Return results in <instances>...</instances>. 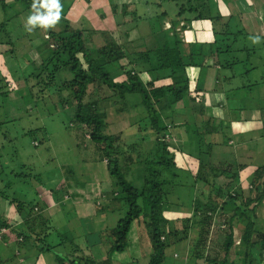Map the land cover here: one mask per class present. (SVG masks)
<instances>
[{
	"label": "trees",
	"instance_id": "trees-1",
	"mask_svg": "<svg viewBox=\"0 0 264 264\" xmlns=\"http://www.w3.org/2000/svg\"><path fill=\"white\" fill-rule=\"evenodd\" d=\"M110 1L111 4L110 2L109 4L114 12L112 0ZM221 1L225 7L229 5L230 1L244 3V0ZM146 3L143 2L144 5ZM165 3H171V8L164 7L163 9L162 4ZM16 4L31 11L32 0H8L7 2L0 0L2 10L0 33L4 32L6 22L13 17L12 14V17L7 15V9H12ZM213 5L214 8H211ZM159 6L163 10L157 16L156 13L149 14L142 11L141 15L152 18L147 23L149 34L137 39L140 42L139 48L130 47L129 43H122L117 37L116 31L101 32L99 35L102 36L104 43L97 46L92 37L94 31L71 28L69 23H66L63 30L58 33L51 31L50 28L45 29L49 36V38L47 37L48 41L41 42L40 40L39 44L36 42L34 48L41 53L39 63L35 64L34 61L31 62L27 58H23L28 66L25 67L22 74L23 87L21 89L23 94L27 92L28 96H20V99H27L35 104L39 102L43 106H45V100H50L53 111L72 108L74 124L89 128L90 133L87 140L95 145L99 160H106L109 176L113 177L112 195L113 193L115 195L112 200L122 199L125 204L124 216L117 220L111 230L114 244L108 251V255L122 252L127 244V234L132 223L142 221L143 224L145 223V230L148 229L147 235L151 250L147 264L163 263V251L167 246V237L173 238L176 231L173 229L172 222L165 219L163 215L168 206L165 200L167 192L163 190L166 185L163 172L173 178L175 176L173 172L178 169L174 160V149L172 151L171 137L176 135V131L180 127H188L193 134L192 142L196 148L199 143L201 146L203 144L206 150L205 155L211 154L209 151L211 145L205 143V137L213 134L214 121L211 123L210 119L204 120L203 110L199 108L200 106L196 109L195 98L190 95L191 84L188 78V69L203 70L218 67L217 78L221 80V83L229 80L228 74L234 80L242 78L241 85H236L229 91L238 101L241 98L242 102H245L248 91L251 92L255 87L264 83L263 74H258L256 78H253L254 80L250 78L251 71L257 63L259 64L258 59L262 60L261 52L264 49L251 41L252 39L245 29L238 28L239 24L235 16L221 14L212 0H160ZM66 11L67 7L63 6L62 13L65 14ZM161 18L168 20L170 29L173 31L171 36L168 35V31L165 32L161 29L163 27ZM140 19L141 16L138 17V20ZM180 21H183V24L180 25L179 31L188 30L192 23L198 21L209 22L210 40L200 42L191 38L184 47L177 35L178 31H175ZM127 35L128 33L125 32V36ZM41 44L47 48L41 49ZM9 45L12 47V43L9 42ZM257 51L259 56L255 62L253 57H256ZM1 53H6V51H1ZM8 53H12V51H8ZM236 54H244L243 60L240 61ZM23 57H27L26 54ZM251 57L253 58L252 63L249 61ZM19 61L20 59H18ZM116 65L117 69L113 67ZM235 66H238L237 70ZM152 72H168L170 82L156 85V79L151 76ZM121 75L122 79L115 80V76L120 77ZM199 75L201 78L202 74L199 73ZM200 80H198L197 86L202 89ZM7 83L5 77L0 73V99L3 101H7L11 94ZM89 87L98 92L101 97L84 103ZM236 92L241 93L237 96L234 94ZM131 97L139 98V101L133 106L130 105ZM12 102L10 100V103ZM107 105L113 107V111L118 114L137 107L144 111L145 117L138 122L140 128L135 132L138 134L137 137L127 140L121 145L120 143L116 144L114 137L104 133L107 126L105 121ZM175 109H181L183 113H176ZM195 110H198V113H195ZM0 111L2 113L0 119H4L3 110ZM166 115L169 123L161 128L159 126L160 118L166 119ZM196 116L201 117L203 121L197 124ZM177 118H181L182 122L177 123ZM4 122H0V126ZM197 126H200L199 129ZM141 133H145L149 137H145ZM165 136L168 137L167 141L164 139ZM139 144L145 145L144 149L148 152L155 144L156 151L153 154L154 160L140 163L142 167L138 172L142 175L141 184L134 186L130 180L125 178L123 172L128 169L125 165L122 167L120 161L122 158L125 163L132 164L129 153L135 145ZM124 146L128 148V151L121 150ZM200 155L201 153L196 154L195 158H199ZM144 164L146 167H143ZM219 164L221 165L220 169L213 166L208 168L211 176L224 175L225 178L231 179L230 181H233L234 185L226 182L225 190L214 189L215 198L209 196L203 203L195 201L194 212L202 218L208 219L215 215L218 208L224 211L232 210L233 213L228 218V227L231 228L229 233L231 236L232 224L235 219L238 220L236 250L233 259H227L226 254L232 243L230 242L224 247V256L221 260L205 258L202 255L204 244L200 234L193 245L187 264H197L201 260L204 264H264V220L262 225L256 228L254 215L255 210L264 199V163L256 166L252 171L251 184L253 190L259 194L258 198H245L243 202L241 190L239 191L236 185L239 181V174L243 170L242 166L235 165L233 160L221 161ZM198 165L195 182L207 184V177L204 174V177L199 175L200 171L203 173L202 164ZM213 188V186H209V192ZM230 190L233 191V195H230ZM223 195L226 196L225 200H222ZM218 199L222 202L218 203ZM17 207L22 208V205H17ZM247 209L249 213L246 212ZM29 210L32 211L33 207L30 206ZM18 211L20 210L18 209ZM183 222H185L183 228L186 229L190 221L184 219ZM169 223L171 226L168 227V230L172 228V231H166L163 236V227L168 226ZM47 249L51 248L47 247ZM64 258L65 260H61L60 264L95 263L93 260L88 261L84 258L67 259L66 256Z\"/></svg>",
	"mask_w": 264,
	"mask_h": 264
},
{
	"label": "rangeland",
	"instance_id": "rangeland-1",
	"mask_svg": "<svg viewBox=\"0 0 264 264\" xmlns=\"http://www.w3.org/2000/svg\"><path fill=\"white\" fill-rule=\"evenodd\" d=\"M5 1L7 2L8 0ZM108 1L111 4L110 0H62L61 4L63 6L67 7L71 4L70 6L76 8V10H70L71 12L69 15L62 13L59 22L55 26L50 27V30L55 33L61 32L66 23H69L71 28L88 29L90 26L88 24L86 25L87 19L83 16L81 17L79 14L81 12L79 4L83 3L84 7L91 6L92 8H96L97 11L95 13L97 19L100 20L104 18L103 20H105L106 14H108L109 16H113L110 20L112 19L113 22H116L112 23V25L111 22L109 23V20L105 21L106 24L104 25V30H95L96 28L91 29L92 27L88 29L94 31L92 37L97 46L104 43L102 36L99 35L101 32L111 33L112 31H116L117 37L122 43H129L130 47L135 46L136 48H139L140 42H138L137 39L140 36L149 34V25L147 23L150 18H152L147 15H141L142 11L148 12L149 14L156 13L157 16L162 13L164 7H167V9L171 8V3H165L162 4V9V7L159 6L160 0H120L121 2L118 0H112V5L115 9L113 12L110 4L107 6ZM144 1L147 2L146 4L148 5H144ZM212 1L216 7L217 3L221 2V0ZM255 1L250 0L252 3L251 14L254 12L253 7L255 8L256 6ZM237 4L238 3H236V5ZM235 7L238 11H236L234 15L239 23L238 28H243L246 26L247 22L245 12L239 4ZM211 8H214V5ZM220 12L222 14V8ZM1 13L2 10L0 8V18ZM6 13L10 16L12 14L13 17L11 16L12 19L6 22L4 32L0 33V73L8 82L7 86L10 87L8 89H10L11 94L7 101L0 99V108L3 110L4 116V119L1 118L0 122L5 121L0 126V212L5 211L7 206L16 210L17 205H22V207L25 206L28 210V208L30 209V206L33 205L31 196L35 198L37 192L47 190L48 188H54L53 190L60 189L61 192L58 194L60 197H62L60 193L64 191L63 189L67 192L79 189L81 194L89 189H93L94 192L91 196L94 198L88 197V199L86 198L84 200L88 204L82 206L83 209L81 210L82 213L80 212V215L86 213V208L92 200L94 211L99 217L101 215L99 212L104 213L105 211H109L107 209L113 210L117 208V210L110 211L112 214H106L103 218V226H100L101 224H99L102 223V220H98L99 217H95L98 230H94L92 235L86 232L81 233L80 230L78 231V236H76V230H73L72 233L64 232L65 234L63 238L67 240L63 241L61 237L57 239V242H60L64 248H55V246H51V249L49 250L50 254L54 258L57 257L58 260H62L65 254L66 257L71 256V259L84 258L88 261L93 260L95 262L94 264H147L151 250L147 235L148 229L145 230V223L143 224L142 221L133 223L132 228L127 234V244L123 251L108 255V251L114 244V237L111 236V230L117 220L124 216V213L126 212L125 204L122 199L111 202L113 201L111 200L112 197L115 195V193L112 195L113 177L109 176L106 168V160H99L98 151L96 150L95 145L87 140L90 133L89 128L83 125L74 124L72 120V108L53 111V105L50 100H45V106H43L42 104L40 105L39 102H36L35 104L30 100H23V98L20 99L21 95L28 96L27 92H24L23 94L21 89V87H23L21 81L23 78L22 74L25 67L28 66L23 58H27L31 62L34 61L35 64L39 63V56L41 53L34 50L36 42L39 44L40 40L41 42L48 41L49 36L47 35L45 28L39 26L33 31H28L26 20L31 13L30 10L24 9L16 4L12 9L8 8ZM260 13H257L256 15L264 20L261 10ZM139 16H141L140 20H138ZM160 20L163 23L161 29L165 32L168 31V35L171 36L173 31L170 29L168 20L164 18H161ZM182 24L183 21H180L175 31H178L177 35L181 39L184 47L189 43L191 38H195L197 41H200V38L204 41H207L209 39L208 37L211 38L210 25L207 21L192 23V26L188 30L179 31V27ZM109 25H111L110 28H108ZM125 32L128 33L127 36H125ZM251 41L258 42L256 39H252ZM9 42L12 43V47H10L11 45H9ZM40 46L41 49L47 48L44 44H41ZM49 47H51V45H49ZM1 51H6V53H1ZM8 51H12V53H8ZM41 52H43V50H41ZM24 54H26L27 57H23ZM258 55L259 52L257 51L256 57L254 56V59L251 57L249 61L251 63L253 60L256 62ZM236 57L241 61L244 58V54H236ZM16 58L17 60L15 61ZM261 58H264V56L262 55ZM18 59H20L19 62ZM262 65L264 66V64L257 63L256 67L251 71L250 78L252 80L257 77L261 70H263ZM113 67H116L117 69L118 66L116 65ZM235 68L237 70L238 66H235ZM188 72V78L191 84L190 95L195 98V103H193L196 106V109H198V106L203 108L199 107L203 110L204 115L206 116V118L204 117L203 119L207 120V118L213 114L215 109L203 105L202 100L204 99L205 92H216L218 90L219 83L216 82L218 81L216 79L218 77V70L212 71L211 73H203L202 78L206 80L202 89H199L197 83H195V80L198 78V72H195L192 68H189ZM151 76L156 79V85L170 82L168 72H152ZM205 76H209V79L205 78ZM122 78V75L120 77L115 76V80H120ZM236 81L238 84L240 83L239 79ZM240 93L241 92H239V94ZM234 94L237 96L239 95L237 92ZM100 97L101 96L98 92L89 87L88 96L84 99V103ZM212 99L214 102L215 99L213 95ZM10 100L13 101V104L10 103ZM138 101V97H131L130 105L133 106ZM217 101H215V103H217ZM211 102L212 100H210V103ZM249 104L252 103H248L247 106H249ZM221 105L224 107L225 104L222 103ZM228 105L230 108L232 107V104L228 103ZM256 105H250L249 107L255 108ZM217 110L221 112V118L225 119L224 111L220 109ZM174 111L179 114L183 113L181 109H175ZM195 113H198V110H195ZM250 113L254 115L255 111ZM0 115H2L1 111ZM144 117L145 113L140 107L130 108L126 112L118 114L113 111V107L107 105L105 119L107 126L104 133L114 137L116 139V144L120 143L122 145V143H126L125 141L133 140L134 137H137L138 134L135 132L140 128L138 122ZM160 119L159 126L161 128L168 125V117L166 119H162L161 117ZM195 119L197 124L203 121L199 116H196ZM176 122L181 123L182 119L177 118ZM223 124L225 123H222L221 127ZM199 127L200 126H197L198 129ZM224 127H227V124L226 126L224 125ZM187 128L185 126L180 127L176 131V135L172 136L170 139L173 144L172 151L174 149V160L178 167V169L173 172L175 176L172 178L170 175L163 172V178L166 179V185H164L163 190L167 192L165 200L168 203L167 210L163 212V215L165 219L172 222L173 229L176 231L173 238L167 237V246L163 251L164 261L162 264H187L193 245L199 238L200 234L202 235L201 239L204 244L202 250L203 257L221 260L224 256V247L226 244L232 242L226 254L227 259L231 260L233 259L236 245L238 243L237 219L234 220L232 224V234L231 236L229 235L231 228L228 227V218L233 211L229 209L224 211L221 208H218L214 216H210L208 219L202 218V216H199L198 213L194 212V202L197 201L203 203L209 196L214 197L216 194L214 189L219 188L225 190L226 188H224V185L226 182H229L232 186L234 185L233 181H230L231 179L229 178H225L226 176L224 175L212 177L208 170L211 166L220 169L221 165L219 162L230 161L232 158L228 159L229 155L221 157L219 156L218 150L215 151L214 149L211 150V154L205 155L206 150L203 147V144L201 146L199 143L196 148L192 142L194 140L192 137L193 134L190 132V128H188L189 130ZM141 134L145 137H149V135L145 133ZM250 137L251 136H249V138ZM164 139L167 141L168 137L165 136ZM240 139L243 140L244 138ZM207 140L210 141V138ZM207 140H205V143H207ZM220 141L221 138H219V142ZM238 141V138L235 136L230 143L235 144ZM144 146L139 144L133 147V150L129 153L132 158V164H129L128 162L125 163L122 158L120 161L121 166L124 167L125 165L128 169L126 171L122 169L125 178L130 180V183L134 186H139L141 184L142 175L138 172L142 167L140 163H143L146 160H154L153 154L156 151V145L153 144L149 149V152L144 149ZM121 150L128 151V148L124 146ZM199 153H201V155L196 159L195 155ZM199 163L202 164L203 169V173L200 171L199 175L203 176L204 174L207 177V184L195 182ZM143 167H146V165L144 164ZM147 172H149V170H147ZM248 175L249 178L252 177L251 173L243 172L241 178L244 176L248 177ZM246 184L247 183L244 182V179L236 184L239 191L241 190L242 202L245 198L255 199V195L256 197L259 195L258 193L254 195L256 191L249 188L250 184ZM56 186L58 188H56ZM209 186L214 187L210 192ZM227 191L225 192L227 193ZM229 193H231L230 195H233V191L230 190ZM225 197L226 196H224L222 200H225ZM12 199L15 200L14 203L8 202V200ZM49 200L50 199H48V201ZM66 201L67 200L65 199L62 204L65 205ZM77 201L80 202V200L68 199L67 203L73 202V204L77 205ZM220 202L222 201L218 199V203ZM262 206L260 203L258 209L254 212L256 217V228H259L264 220V200ZM57 209L58 208L55 207L52 210L54 212L52 218L55 221L53 224L54 226L63 228V211L59 210V212H56ZM246 212L249 213L248 209ZM236 213L238 214V212ZM73 215L74 210L71 208L70 215L65 218H70L71 220ZM184 219H189L190 221L186 229L183 228V223H185L183 222ZM74 222L75 220L71 223ZM39 226L43 227L38 224L34 230L41 231L37 229ZM169 226H171V223H169L168 226L166 225L163 227V236H165L166 231H172V228H169L168 230ZM97 231L100 232L99 236H95V232ZM85 233L91 236L86 238ZM91 240L97 241L94 244L95 246L93 249H89L84 243V241L89 243ZM42 242V244H44L45 240ZM40 244L41 241L39 242V245ZM1 248L3 247L0 245V252L2 251ZM26 256L28 258L30 257L28 253ZM197 264L204 263L201 260L198 261Z\"/></svg>",
	"mask_w": 264,
	"mask_h": 264
},
{
	"label": "crops",
	"instance_id": "crops-1",
	"mask_svg": "<svg viewBox=\"0 0 264 264\" xmlns=\"http://www.w3.org/2000/svg\"><path fill=\"white\" fill-rule=\"evenodd\" d=\"M118 1L121 2L120 0ZM228 4L229 5L225 7L224 3L221 1L220 3H217V7L219 11L222 8V14L234 16L235 12L237 11L235 9L236 8L235 6H237L239 3L236 5L235 2L232 3L230 1L228 2ZM251 4L252 3L250 2V0H244V3L239 4L242 10L245 12L247 18L246 26L243 27V29H245L246 33L250 35L251 39L258 40V42H254L257 46H260V48L264 49V20L256 15L257 13H260L261 10L262 15L264 17V0L255 1L257 7L256 6L255 8L253 7L254 10L253 14L250 13ZM70 5L71 4L67 6V11L65 15H69V13L72 10L73 11L76 10V8L71 7ZM79 5L81 10L79 14L81 17L83 16L87 19L86 25L88 24L90 26L88 27V29L92 27L91 29L96 28L95 30H104L105 29L104 25L106 24L105 21L109 20V23L111 22V24L115 22V21L113 22L112 19L110 20V18H113V16H109L108 14H106L105 20H103L104 18L99 20L97 19L95 13L97 11L95 7L93 8L91 6L84 7L83 3ZM107 6H109V1L107 3ZM110 27L111 25L108 26V28ZM208 38L209 39L207 41H204L202 38H200V42H208L210 40V37ZM261 54L264 56V51H262ZM263 59L264 58H262V60L258 59L259 64H264ZM194 70L195 72H198V75L199 73L203 75L204 72L211 73L212 71L218 70V67L203 69V70H199V69H194ZM259 75H262V77H264V66H263V70L259 72ZM229 76H230L229 80L224 83L223 82L221 83L220 82L221 80L216 78L218 80L216 82L219 83L218 90L216 92L215 91L205 92L204 94V99L202 100L203 105L208 106V108L211 107L215 109L213 114L207 118L208 120L210 119L211 123L214 121L213 134L207 135L205 140L210 138V141L207 140V143L211 145V149L209 151H211L212 149H214L215 151L218 150L219 156L223 157L229 155V158L228 157L227 158L228 159L232 158V160L235 162V165L242 166L243 170L239 174L238 182L240 183L241 180L244 179V182L250 184L249 188L252 190L253 186L250 183L252 182V177L249 178L248 175V177L244 176L243 178H241V175L243 172H248L252 174V171L256 166H260L261 164L264 163V83L255 87V89H253L251 92L248 91L246 93L245 102H242L241 98L240 101H238L235 98V96H233V94L229 92L232 87H235L236 85H241L240 83L238 84L236 80L231 78L232 76L230 74H228V77ZM199 77L200 75L198 76L197 79L194 77L196 79L195 83H198V80L202 79L200 81L202 82V87H203V84L206 79L204 80V78L202 77L199 78ZM208 77L209 76H205V78L209 79ZM239 81L240 82L243 81L242 78H240ZM212 95L214 96L215 101L219 99L217 103H215V101L213 102ZM210 100H212L211 103ZM255 102L257 103V105ZM222 103L225 104L224 107H222L223 106L221 105ZM228 103L232 104L231 108L228 105ZM248 103H252L249 104V106L256 105V107L250 108L249 106H247ZM246 107H248L249 109ZM217 109L224 111L225 119L221 118V112H219V110ZM252 111H255L254 115L250 113ZM204 117L206 118L205 115ZM222 123L225 124H223V126L221 127ZM226 124L227 127H224V125L226 126ZM235 136L238 138L239 141L235 144H231L230 141L233 140V137ZM249 136L251 137L249 138ZM219 138H221L220 142H219ZM240 138H244V139L242 140ZM242 160L244 163L242 162ZM56 188L58 187L56 186ZM53 189L54 188L41 190L36 193L35 198L31 196V199L33 200L34 203V205H32L33 207L32 211H30L29 208L27 210L25 206H23L22 208L17 207L16 210L15 209L13 210L12 207L7 206L5 211L0 212V245L1 247H3L1 248L2 251L0 252V264H60L61 260H58L57 257L54 258L50 254V251L47 249V247L51 248V246H55V248L62 247L63 249L64 248L63 245H61L60 242L58 243L57 239L61 237L63 241L67 240L63 238L65 234L64 232L72 233L73 230H76V236H78L77 234L79 230L81 231V233L86 232V233H90L91 235L93 234L94 230H98L97 222H95V217H99V215H97L94 211V205L92 203L93 200L86 208L87 209L86 213L84 215H80L82 213L81 210L83 209L82 206L88 204L84 200L86 198L88 199V197L94 198L93 196H91L93 195L94 192L93 189H89L85 191V193H83L85 195L81 194L80 193L81 191H79V189H77L76 191L72 190L69 192L63 189L64 191L60 193L62 197L58 195L59 192H61L60 189H55V190ZM256 193L257 192H255L254 195ZM258 196L256 197L255 195L254 198L257 199ZM48 199L50 200L48 201ZM65 199L67 201L68 199L70 200L75 199V200H80V202L77 201V205H76L73 204V202L67 203L66 201V204L63 205L62 202ZM263 200L261 202V206L263 205ZM14 201L15 200L13 199L8 200V202L10 203L12 202L14 203ZM111 202H115V200ZM55 207L58 208L56 212H59V210L63 211L62 212V217L64 219L63 228L59 226L58 227L54 226L53 224L55 221L52 218V215H54V212L52 210ZM71 208L74 210V215L72 216L71 220L70 218L66 219L65 217H68L70 215ZM17 209H19L20 211H17ZM107 210L109 211H105L104 213L99 212L101 215L98 218V220H102V223H99L101 224L100 226H103V221H104L103 218L106 216V214L110 213V211L117 210V208L113 210L110 209ZM73 220H75V222L71 223ZM38 224L43 226V227L40 226L37 227V229L41 231L34 230V228ZM100 229H104V228H100ZM86 233H85L86 238L91 236V235H87ZM99 235H100L99 231L95 232V236H99ZM43 240H45L44 244H42ZM40 241L41 244L39 245ZM96 242L97 241H93V240H91L89 243L87 241H84L86 247H88L89 249L90 248L93 249L95 246L94 244ZM27 253L30 255L29 258L26 256ZM64 257L65 254L63 258ZM67 259H71V256H69ZM62 260H65V258Z\"/></svg>",
	"mask_w": 264,
	"mask_h": 264
},
{
	"label": "clouds",
	"instance_id": "clouds-1",
	"mask_svg": "<svg viewBox=\"0 0 264 264\" xmlns=\"http://www.w3.org/2000/svg\"><path fill=\"white\" fill-rule=\"evenodd\" d=\"M63 6L61 0H32L31 13L26 20L28 31H33L37 26L50 28L61 19Z\"/></svg>",
	"mask_w": 264,
	"mask_h": 264
}]
</instances>
